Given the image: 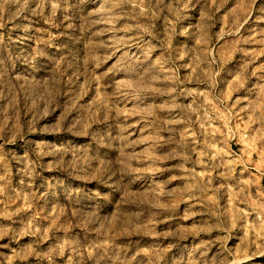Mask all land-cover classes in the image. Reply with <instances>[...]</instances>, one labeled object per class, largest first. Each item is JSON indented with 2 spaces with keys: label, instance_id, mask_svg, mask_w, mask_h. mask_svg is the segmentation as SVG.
Returning <instances> with one entry per match:
<instances>
[{
  "label": "rangeland",
  "instance_id": "374dc122",
  "mask_svg": "<svg viewBox=\"0 0 264 264\" xmlns=\"http://www.w3.org/2000/svg\"><path fill=\"white\" fill-rule=\"evenodd\" d=\"M0 264H264V0H0Z\"/></svg>",
  "mask_w": 264,
  "mask_h": 264
}]
</instances>
